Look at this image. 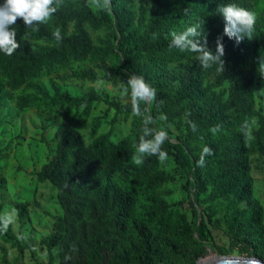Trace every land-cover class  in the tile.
Here are the masks:
<instances>
[{"label": "trees", "instance_id": "obj_1", "mask_svg": "<svg viewBox=\"0 0 264 264\" xmlns=\"http://www.w3.org/2000/svg\"><path fill=\"white\" fill-rule=\"evenodd\" d=\"M166 1L151 0L147 16L146 10L138 15L134 0H111V12L103 13L89 8L87 0H63L58 11L46 24L38 25L35 32L26 29L23 20L18 19L13 27L20 47L11 56L0 52V76L6 77L8 88L17 90L37 78L45 68L88 59L96 65L109 62L112 79L121 82L122 88L126 87L129 74L142 75L156 90L154 103L158 112L185 124V145L190 156L169 139L165 140L163 150L167 156L175 155L183 166L195 167L196 201L200 202L208 183L216 185L220 192L236 186L237 198L245 201L252 195L251 182L246 179L247 145L241 132L246 121L250 124L257 118L258 130L249 146L264 156V115L255 109L253 100L256 60L264 47V21L254 25L251 39L245 37L237 43L223 35L225 22L216 9L221 4L234 3L251 12L256 0H205L207 5L214 6L213 11H208L210 17L205 30L208 47L215 52L217 38L223 37L224 71H218L215 65L203 69L198 60H192L196 53L169 47V32L181 23L186 12L169 11ZM57 28L61 30L60 41L52 35ZM88 29L105 30L104 44L96 46ZM25 31L44 45L33 48L28 40L22 39ZM181 60L184 62L176 68L168 66ZM209 75L214 77L216 87L228 81L227 91L217 93L211 85H206ZM73 76L96 79L92 70L74 72ZM102 100L95 90H90L84 97L59 92L52 98L32 96L21 99L19 105L25 108L61 103L89 111ZM106 103L116 116L133 114L132 103ZM141 108L148 109L143 104ZM151 116L155 118L156 112ZM140 117L136 131L119 143L113 142L108 132L98 135L94 144L87 146L79 127L69 125L61 132L54 157L38 174L39 181L50 182L56 188L63 209L56 237L61 248L60 264H176L191 246L195 229L185 216L173 218L168 202L156 195L168 181L158 157L148 156L139 166L131 160L142 134L143 117ZM186 118L197 124L195 133ZM217 124L222 128L213 134L210 129ZM99 126L97 121L95 131ZM205 145L213 149L214 155L206 158L204 167H198L196 162ZM140 189L152 194L148 206L151 226L130 230L129 221ZM252 209L253 220L260 221L261 207L252 202ZM191 210L197 217L196 203L191 204ZM5 238L19 248L16 238ZM219 252L225 254L223 249Z\"/></svg>", "mask_w": 264, "mask_h": 264}, {"label": "rangeland", "instance_id": "obj_2", "mask_svg": "<svg viewBox=\"0 0 264 264\" xmlns=\"http://www.w3.org/2000/svg\"><path fill=\"white\" fill-rule=\"evenodd\" d=\"M151 5V0H134L138 15L146 10L149 16ZM166 6L174 13L186 12V17L170 32L183 31L203 19L205 31L210 17L208 11L214 10V6L207 5L205 0H167ZM251 12L255 15V24L264 21V0H256ZM88 30L96 46L104 44L107 39L105 30ZM27 40L33 48L44 45L31 37ZM244 42L248 44L247 40ZM262 53L264 47L257 57ZM195 57L193 61H196ZM182 61L169 63L168 66L176 68ZM111 66L109 62L96 65L92 59H88L48 67L17 90L8 88L6 77L0 76V264L61 262V248L56 237L59 234L57 223L59 217L63 216V209L56 188L50 182L39 181L38 174L54 157L63 130L69 125L78 126L86 145L91 146L98 135L108 132L112 134L111 140L119 143L134 133L140 124V116H116L115 110L107 105L106 101L132 103L130 95L123 94L122 83L112 79L109 72ZM257 68L256 63L253 100L255 109L264 115V92L260 91L264 90V77H261ZM83 70L94 71L96 79L82 80L73 76L74 72ZM205 84L211 85L217 93L226 92L229 87L228 81L221 86H214V77L211 75L206 78ZM90 90H95L103 100L93 104L89 111L61 103L25 108L19 105L21 99L32 96L47 95L52 98L59 92L71 97H84ZM147 107L151 115L156 112L154 125L164 129L171 143L182 147L185 154L190 156L189 148L185 145V124L170 120L163 112H158L154 101ZM97 121H100V126L95 131ZM249 125L253 138L254 132L258 130L257 118L252 119ZM249 143L246 179L251 182L252 195L245 201L237 198L238 187L220 192L212 183L206 185L200 202L196 201L193 194L195 167L183 166L175 155L160 160L168 181L156 195L168 202L173 218L185 216L195 229L191 246L176 264H196L199 259L209 255L264 261V156L253 150ZM151 197L152 194L143 189L137 191L134 215L129 221L130 230L151 226L148 214ZM193 202L196 203L197 217L191 210ZM252 202L258 203L262 209L260 221L253 220ZM6 236L16 238L19 248L9 242ZM51 245L54 246L52 250ZM220 249L225 254H220Z\"/></svg>", "mask_w": 264, "mask_h": 264}, {"label": "clouds", "instance_id": "obj_3", "mask_svg": "<svg viewBox=\"0 0 264 264\" xmlns=\"http://www.w3.org/2000/svg\"><path fill=\"white\" fill-rule=\"evenodd\" d=\"M63 0H3L0 3V52L11 56L20 47L17 41V32L14 29L18 19H22L26 29L33 32L38 31V25L46 24L48 20L62 6ZM87 5L92 10L111 11V0H87ZM216 13L223 17L225 22L224 33L229 39H234L240 43L245 37L251 39L255 25V15L248 10L239 7L234 3L221 4L217 7ZM204 19L187 26L183 31L170 32V48H178L181 51H191L196 53V60L203 69L212 68L214 65L218 71L225 70V55L223 37H218L215 52L208 47L207 34L204 31ZM52 35L57 41L62 40L61 30L59 28L53 31ZM30 33L25 31L22 39L27 40ZM257 71L264 77V53L257 57ZM126 87L122 89L123 94L130 95L132 101V112L136 116L143 117L142 134L136 146V151L131 160L137 166L144 162L148 156L155 155L159 160L167 159V152L163 150L165 140L169 139L167 132L158 127H151L155 123L154 118L148 112L147 108H141V105H151L156 99V90L146 82L142 75L131 73L127 77ZM264 92V90H260ZM189 114H186V117ZM186 123L192 132L198 130L197 124L186 118ZM222 125L217 124L210 129L213 134L218 133ZM241 132L245 138V144L251 140V127L246 121L241 126ZM214 155L210 146H203L200 152L199 160L196 162L198 167L206 165V158ZM6 227V224H5Z\"/></svg>", "mask_w": 264, "mask_h": 264}, {"label": "water", "instance_id": "obj_4", "mask_svg": "<svg viewBox=\"0 0 264 264\" xmlns=\"http://www.w3.org/2000/svg\"><path fill=\"white\" fill-rule=\"evenodd\" d=\"M196 264H264L256 258L225 257L211 258V255L199 259Z\"/></svg>", "mask_w": 264, "mask_h": 264}, {"label": "bare ground", "instance_id": "obj_5", "mask_svg": "<svg viewBox=\"0 0 264 264\" xmlns=\"http://www.w3.org/2000/svg\"><path fill=\"white\" fill-rule=\"evenodd\" d=\"M211 258H218V257H211Z\"/></svg>", "mask_w": 264, "mask_h": 264}]
</instances>
